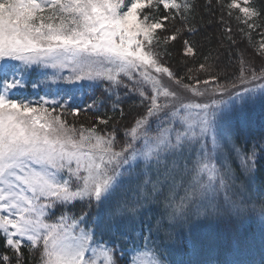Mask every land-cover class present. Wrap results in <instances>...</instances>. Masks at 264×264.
Masks as SVG:
<instances>
[{
    "label": "snow or ice",
    "instance_id": "6c2138e0",
    "mask_svg": "<svg viewBox=\"0 0 264 264\" xmlns=\"http://www.w3.org/2000/svg\"><path fill=\"white\" fill-rule=\"evenodd\" d=\"M203 10L0 0V264H264V0Z\"/></svg>",
    "mask_w": 264,
    "mask_h": 264
},
{
    "label": "trees",
    "instance_id": "16d2710c",
    "mask_svg": "<svg viewBox=\"0 0 264 264\" xmlns=\"http://www.w3.org/2000/svg\"><path fill=\"white\" fill-rule=\"evenodd\" d=\"M258 2H260V0H258ZM193 3L196 5V13H195L194 22L196 23L198 27H200L203 30L201 34L196 37V39L200 41V43L204 46V51L207 52L209 48H213V49L216 48V44L215 43L210 44L208 40L204 39V35L206 34L209 37H211L215 33L218 38L219 30L218 29H212V30L208 29L207 21L209 19H214V17L209 16L208 12L206 10H203L204 6L207 3V0H193ZM216 15L218 16L219 13L217 12ZM233 27H235V25H233ZM240 39L243 40V37H241ZM178 60H179V56L177 53L174 52L170 60V62L173 64L174 67ZM228 71H232V69L229 68ZM22 91L25 95L28 94L27 91H24V90ZM125 108L127 111V105H125ZM253 115L257 123H259L261 120L260 110L255 112ZM90 117H91V113H88V114H82L78 119H80L81 121H88Z\"/></svg>",
    "mask_w": 264,
    "mask_h": 264
},
{
    "label": "rangeland",
    "instance_id": "374dc122",
    "mask_svg": "<svg viewBox=\"0 0 264 264\" xmlns=\"http://www.w3.org/2000/svg\"><path fill=\"white\" fill-rule=\"evenodd\" d=\"M258 110H259V108H257L255 112H257ZM255 112H254V113H255Z\"/></svg>",
    "mask_w": 264,
    "mask_h": 264
}]
</instances>
